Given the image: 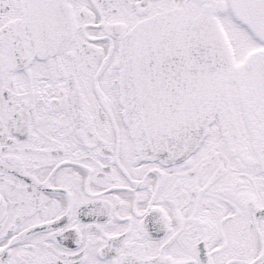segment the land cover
Returning <instances> with one entry per match:
<instances>
[{
  "label": "snow or ice",
  "instance_id": "snow-or-ice-1",
  "mask_svg": "<svg viewBox=\"0 0 264 264\" xmlns=\"http://www.w3.org/2000/svg\"><path fill=\"white\" fill-rule=\"evenodd\" d=\"M0 264H264V0H0Z\"/></svg>",
  "mask_w": 264,
  "mask_h": 264
}]
</instances>
